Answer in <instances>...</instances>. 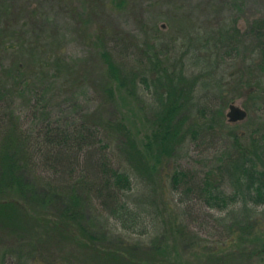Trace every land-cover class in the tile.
I'll return each mask as SVG.
<instances>
[{"label": "trees", "instance_id": "trees-1", "mask_svg": "<svg viewBox=\"0 0 264 264\" xmlns=\"http://www.w3.org/2000/svg\"><path fill=\"white\" fill-rule=\"evenodd\" d=\"M10 33L1 31L0 40L8 41ZM237 34L240 46L249 55H243L244 61L252 63H247L242 72L232 74L236 85L228 89H224L220 78H215L214 64L204 66L197 54L192 60L202 71L189 77L184 64L178 68L179 63L162 60L156 51L148 55V70L131 72L127 79L130 84L126 86L113 53L103 52L107 66L106 98L112 99L117 88L129 90L137 97L141 92L140 82L147 90L153 89L155 109L150 129L144 136H135L120 112L106 114L104 109L84 115L77 123L65 127L43 112L32 119L36 128L27 130L21 125L10 96L23 92L22 85L28 81V75L21 68L15 69L10 78L16 92L4 91L0 81V231L14 236L11 246L30 250L28 256L32 259L18 264H196L178 260L177 254H168L163 248L167 240L175 242L173 235L183 245L208 247L212 243L186 231L179 215L169 224L170 235L156 232L159 235L150 243L145 240L151 230H157L155 219L151 220L154 208L150 199H142L147 195L141 188L138 192L142 197L134 191L142 184L147 188L148 181L159 180L162 190L166 191L167 187L172 195H178L182 205L195 198L212 212L227 213L228 218L241 208L243 221L227 225L228 233L216 243L232 244L240 232L258 231L261 224L253 225L250 218L246 219L264 207V131L260 137L254 134L246 139L244 134L225 124L224 110L236 99L230 96L248 86L253 100L264 102V20L252 22L246 31L238 30ZM199 85L204 89L198 90ZM255 86L263 93H256L252 89ZM205 88H212L215 99L221 101L219 105L200 104L206 100L199 96ZM196 99L198 103L194 102ZM195 109L199 114L197 119L191 114ZM189 121H192L190 126ZM216 128L228 131L225 133L231 144L219 160L218 176L210 173L196 181L179 164L180 146L188 139L195 142L212 137ZM225 185L231 187V194ZM110 219L126 233L139 237L116 235ZM29 236L32 240L26 241ZM52 245L56 249H78L82 259L72 262L71 257L67 258L69 255L55 257L59 250L50 257L44 247ZM256 250L255 254H264V242ZM209 252L208 257L204 254L206 260H199L200 264H210L208 259L215 261L219 257L214 249L210 248ZM237 252L246 255L243 250ZM5 256L4 261L9 254ZM230 259L223 256L226 263Z\"/></svg>", "mask_w": 264, "mask_h": 264}, {"label": "rangeland", "instance_id": "rangeland-1", "mask_svg": "<svg viewBox=\"0 0 264 264\" xmlns=\"http://www.w3.org/2000/svg\"><path fill=\"white\" fill-rule=\"evenodd\" d=\"M256 20H264V0H0V32H11L8 41L0 40V84L4 91L16 92L17 88L12 89L13 78H10L15 69L21 68L28 75V81L22 85L23 92L10 96L12 107L27 130L36 128L32 119L39 114L42 116L43 112L49 113L55 123L61 121L65 127L69 123H77L84 115H93L104 109L106 114L119 115L120 112L134 135L144 136L150 129L155 109L153 89L147 90L140 82L141 92L137 97L129 90L117 88L112 99L106 98L107 66L103 52L113 53L126 86L130 84L127 79H130L131 72L148 70V55L156 51L162 60L179 63L178 68L184 64L189 77L202 71L192 60L197 54L202 57L204 66L214 64L217 69L215 78H220L224 89H228L236 85L231 79L232 74L242 72L247 63H252L243 59L244 54L249 55L240 46L237 32L243 33ZM201 88L204 89L202 85L197 87L198 90ZM252 89L263 93L256 86ZM210 90L212 88H205L206 93L211 92L210 95L205 96V92L199 94L201 99H206L200 104L221 103ZM249 91L251 88L248 86L237 95L230 94V98L235 97L234 102L248 112L246 120L228 122L227 113L233 101L224 110L225 124L244 134L246 139L254 134L260 137L264 131V102L253 100ZM191 114L196 119L199 117L196 109ZM191 123L189 121L188 125ZM225 132L228 131L221 132L216 128L212 137L206 136L195 142L188 139L180 146L179 164L196 181L210 173L218 176L219 160L231 144ZM144 187V184L139 185L134 194L142 197L138 192L141 188V192L147 195L142 199L151 200L155 214L151 220L155 219L157 225L154 227L156 231L151 230L144 237L147 242L162 233L170 235L169 224L179 215L186 231L212 243L208 247L183 245L173 235L175 242L167 240L163 248L168 254H177L178 260L200 264L199 260H206L204 254L208 257L212 248L220 259H208L210 264H264V254L254 252L264 242V207L250 213L246 219L250 218L253 225L259 222L261 227L258 231L240 232L232 244L216 243L228 233L227 225L243 221L241 208L238 207L236 214L228 218L227 213L212 212L195 198L182 205L178 202V195H172L167 187L164 188L167 192L162 190L159 180L148 181L147 188ZM225 189L232 193L229 185H225ZM223 218H227V223ZM115 223L110 219L116 235L139 237L126 233ZM6 234L0 231V264L30 261V250L11 246L14 236ZM31 240L32 236H29L26 241ZM238 250H243L246 255L241 256ZM44 251L50 257L56 251L55 257L69 255L67 258L71 257L72 262L82 259L80 250L73 247L64 250V247L56 249L52 245L44 247ZM5 254H9L6 261ZM222 255L229 256L231 261L224 262ZM9 257L13 259L8 260Z\"/></svg>", "mask_w": 264, "mask_h": 264}, {"label": "water", "instance_id": "water-1", "mask_svg": "<svg viewBox=\"0 0 264 264\" xmlns=\"http://www.w3.org/2000/svg\"><path fill=\"white\" fill-rule=\"evenodd\" d=\"M248 117V112L239 106L236 102H233L229 106L227 113V118L229 123H238L246 120Z\"/></svg>", "mask_w": 264, "mask_h": 264}]
</instances>
